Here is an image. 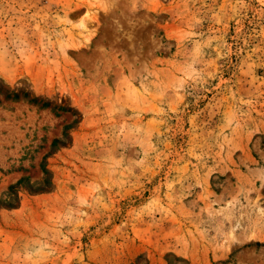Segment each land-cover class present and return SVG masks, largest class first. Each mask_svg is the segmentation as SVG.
<instances>
[{
	"label": "rangeland",
	"instance_id": "obj_1",
	"mask_svg": "<svg viewBox=\"0 0 264 264\" xmlns=\"http://www.w3.org/2000/svg\"><path fill=\"white\" fill-rule=\"evenodd\" d=\"M0 264H264V0H0Z\"/></svg>",
	"mask_w": 264,
	"mask_h": 264
}]
</instances>
